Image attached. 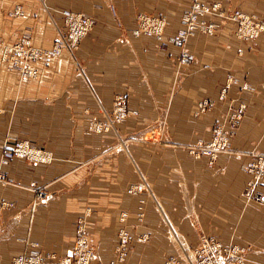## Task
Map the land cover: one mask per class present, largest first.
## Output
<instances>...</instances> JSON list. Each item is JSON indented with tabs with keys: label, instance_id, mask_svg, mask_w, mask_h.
<instances>
[{
	"label": "crops",
	"instance_id": "crops-1",
	"mask_svg": "<svg viewBox=\"0 0 264 264\" xmlns=\"http://www.w3.org/2000/svg\"><path fill=\"white\" fill-rule=\"evenodd\" d=\"M206 2L264 24V0ZM189 3L0 0V37L9 43L28 34L34 45L50 47L64 33V9L94 19L76 50L33 64L37 78L20 79L0 61V150L27 140L50 155L0 166V199L11 203L0 214V264L30 252L31 243L45 254H67L83 217L95 264L116 261L122 227L132 239L126 264H165L201 236L248 247L246 264H264V202L243 196L249 179L243 165L250 152L264 153V29L253 40L240 39L229 20L210 34H195L186 42L191 59L177 71L179 48L170 38ZM17 4L23 13L10 17ZM140 13L166 17L164 42L135 32ZM119 94L137 115L106 134L92 133L91 118L108 115ZM202 100L212 105L201 110ZM240 104L245 114L231 130L229 150L212 164L206 155L195 157L191 148L210 140L216 124L227 126ZM141 175L147 193H129ZM32 183L49 196L45 203L32 206Z\"/></svg>",
	"mask_w": 264,
	"mask_h": 264
},
{
	"label": "built area",
	"instance_id": "built-area-1",
	"mask_svg": "<svg viewBox=\"0 0 264 264\" xmlns=\"http://www.w3.org/2000/svg\"><path fill=\"white\" fill-rule=\"evenodd\" d=\"M113 15L115 10L111 7ZM20 5H15L9 12L12 17L22 14ZM64 25V33L56 38L50 47H40L33 45L30 35L24 34L18 41L9 43L0 37V61L4 64L6 71H14L20 79L37 78L40 71L33 64L42 59L45 65L50 60L61 55L64 49L74 50L78 47L80 40L88 34L94 24V19L82 12L64 9L61 11ZM218 17L219 21H207L205 17ZM234 21L237 23L235 36L244 40H253L259 36L264 29L262 21L254 15H248L241 12L226 13L221 10L218 2H206V0H190L188 8L183 12L180 25L174 35L170 38L171 42L179 48L181 63L186 64L191 59V55L186 48L188 38L194 34H210L219 27L223 21ZM167 25V19L163 16L140 13L136 16L135 32L137 34H146L154 37L160 42H164V30ZM230 83H236V80L229 77ZM243 88L248 86L244 85ZM228 86L220 93L219 98L224 99ZM112 118H108L102 126L107 130L109 123L123 121L127 115L134 113L125 108V99L123 95H117L114 98ZM199 108L204 110L211 106L210 100H205L199 104ZM245 110V105L241 104L227 116L228 126L230 128L238 124ZM92 122H89V129ZM226 124H221L213 129L212 140L202 147V152L209 158L214 159L219 153L226 152L229 146V134L225 130ZM198 155V153H197ZM12 158H22L32 162L49 160L50 155L43 149H38L30 145L27 140L14 141L11 145H5L0 150V166L6 164ZM243 170L249 175L247 185L243 195L249 201L264 202V153L252 151L249 153V160L243 165ZM0 180L4 177L0 174ZM143 188L142 184H137L128 190L131 194H137ZM34 193L32 206L39 203H45L49 196L47 193L37 187H31ZM10 202L0 204V210L9 208ZM90 210L87 211L88 214ZM124 216H122L123 219ZM83 219V220H81ZM78 220L77 237L67 254L56 256L54 254H45L37 243H31L33 249L27 254H20L12 258V264H95L97 258L94 246L85 236L84 217ZM116 245L117 260L115 264H126L125 257L127 249L131 243L129 231L126 228L118 230ZM144 239V238H143ZM248 247L237 244H224L212 236H203L199 239L198 245L189 250L185 259H171L165 264H246V253Z\"/></svg>",
	"mask_w": 264,
	"mask_h": 264
},
{
	"label": "rangeland",
	"instance_id": "rangeland-1",
	"mask_svg": "<svg viewBox=\"0 0 264 264\" xmlns=\"http://www.w3.org/2000/svg\"><path fill=\"white\" fill-rule=\"evenodd\" d=\"M31 37V36H30ZM59 37V36H58ZM32 39V38H31ZM8 42V41H7ZM32 43H33V40H32ZM33 45H34V43H33ZM181 55H178V57H177V59H176V69H177V71L180 69V67H183V66H185V65H187L188 64V62L186 63V64H182L181 63ZM179 73V72H178ZM230 84H233V83H230ZM244 85H246L247 86V84L246 83H243L242 85H241V88H243L242 86H244ZM247 88V87H246ZM244 89V88H243ZM223 91V89L221 90V92ZM227 92V91H226ZM115 98V97H114ZM124 99H125V108H126V110L127 111H132V112H134V113H131V115H137V112L136 111H134V110H132V109H129L128 107H127V99H126V97L124 96ZM201 102H205V100H202V101H200L199 103H198V107L200 106L199 104H201ZM241 105V104H240ZM113 106H114V101L112 102V107H111V110H110V112H109V114L108 115H103V116H101V117H92L91 118V122H92V127L90 128V131L92 132V133H95V134H99V135H103V134H106V133H108V132H110V131H113V130H115V128H116V125L117 124H119V123H122L125 119H127L128 117H130L131 115H127V117L123 120V121H120V122H112V123H109V128L107 129V130H104L103 129V127L104 126H102L103 125V123H105L106 121H107V119L108 118H112V111H113ZM239 106V105H238ZM237 106V107H238ZM208 107H210V106H207L205 109H207ZM236 107V108H237ZM204 109V110H205ZM235 109V108H234ZM233 109V110H234ZM245 109H246V106H245ZM232 110V111H233ZM244 114H245V110H244V113H243V115H242V117L244 116ZM241 117V118H242ZM240 121V120H239ZM238 121V122H239ZM219 125H221V124H216L213 128H212V136H211V138H210V140H208V141H206V142H198V143H196V145L193 147V148H191V152H193L194 153V156L195 157H197V158H199L200 156H202V155H206V154H204L203 152H202V147H204L207 143H209L211 140H212V137H213V129L216 127V126H219ZM237 125V124H236ZM235 125V126H236ZM234 126V127H235ZM234 127H232V128H230V126H228V122H227V126L225 127V130H226V132H228V134H229V138H230V136H231V130L234 128ZM229 150V146H228V149H227V151ZM226 151V152H227ZM257 152H259V151H257ZM197 153H198V155H197ZM261 153H263V152H261ZM219 154H221V153H219ZM218 154V155H219ZM217 155V156H218ZM207 156V155H206ZM217 158V157H216ZM216 158H214V159H211V158H209L208 156H207V160H208V163H210V164H212L214 161H215V159ZM1 181V180H0ZM137 184H142V186H143V188H141L139 191L140 192H138L137 194H145V193H147V190H148V184H147V181H146V179L144 178V176H140V179L139 180H137V182H135L134 184H131L132 186H130L129 188H128V190L129 189H131L132 187H134L135 185H137ZM246 185H247V182H246ZM245 185V186H246ZM245 186H244V188H243V191H244V189H245ZM31 187H36V184L35 183H32L31 184V186H30V188ZM137 194H135V195H137ZM134 195V194H133ZM244 196V195H243ZM245 197V196H244ZM246 199V198H245ZM143 200V199H142ZM141 200V202L143 203V201ZM247 200V199H246ZM3 202H7L8 203V201H5V200H2V199H0V204L1 203H3ZM3 212V210L1 209L0 210V214ZM124 217H123V219L125 218V214L123 215ZM81 220H83V219H81ZM77 223H78V220H77V222H76V235H75V237H77ZM85 227H86V225H85ZM122 228H125V227H122ZM127 229V228H126ZM128 230V229H127ZM129 231V230H128ZM129 234H130V232H129ZM85 236L88 238V240H89V242H91V240H90V238H89V236H88V234H87V230H85ZM201 237H203V236H201ZM117 238H118V233H117ZM144 238V240L146 239V235L143 237ZM75 239L76 238H74V241H75ZM200 239V238H199ZM199 239H198V242H199ZM74 241L72 242V244H71V246L73 245V243H74ZM132 242V241H131ZM198 242L194 245V246H190L188 249H186L185 250V254H184V256H180V257H177V258H169V259H167L166 261H165V263L166 262H168V261H170L171 259H185V257H186V254H187V252L189 251V250H192L196 245H198ZM92 244V243H91ZM232 244H234V243H232ZM130 245H131V243H130ZM130 245H129V247H130ZM238 245V244H237ZM70 246V247H71ZM245 247V246H244ZM129 249V248H128ZM127 249V252L129 251ZM127 252H126V255H127ZM247 254V253H246ZM117 260V259H116ZM186 262V261H185ZM111 264H115L114 262H112ZM187 264V263H186Z\"/></svg>",
	"mask_w": 264,
	"mask_h": 264
},
{
	"label": "bare ground",
	"instance_id": "bare-ground-1",
	"mask_svg": "<svg viewBox=\"0 0 264 264\" xmlns=\"http://www.w3.org/2000/svg\"><path fill=\"white\" fill-rule=\"evenodd\" d=\"M60 14H61V12H60ZM114 16H115V15H114ZM93 25H94V24H93ZM88 33H89V32H88ZM86 35H87V34H86ZM86 35H85V36H86ZM194 35H195V34H194ZM85 36H84V37H85ZM84 37H83V38H84ZM83 38H82V39H83ZM82 39H81V40H82ZM188 39H189V38H188ZM81 40H80V42H81ZM156 40H157V39H156ZM76 49H77V48H75L74 50H76ZM64 50H68V49H64ZM74 50H69V51H74ZM130 115H131V114H130ZM130 237H131V236H130ZM131 240H132V239H131ZM125 258H126V257H125ZM186 263L188 264V262H184L183 264H186Z\"/></svg>",
	"mask_w": 264,
	"mask_h": 264
}]
</instances>
